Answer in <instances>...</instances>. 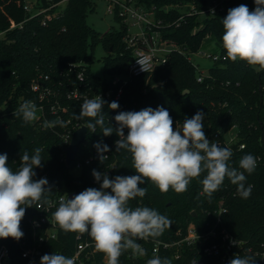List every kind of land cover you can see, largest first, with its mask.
Wrapping results in <instances>:
<instances>
[{
  "label": "trees",
  "instance_id": "1",
  "mask_svg": "<svg viewBox=\"0 0 264 264\" xmlns=\"http://www.w3.org/2000/svg\"><path fill=\"white\" fill-rule=\"evenodd\" d=\"M128 1L146 9H154L162 38L175 43L178 48L172 50L167 63L132 78L124 86L118 100H105V126L118 127L114 117L119 112L162 106L169 111L175 129L176 123L182 125L185 119L202 111L205 114L203 130L210 142L216 141L213 139L216 132H220L222 140L231 129L238 135V141L232 145L219 143L222 147L232 149L230 167L243 171L239 169V160L243 156L252 154L262 157L252 174L244 173L245 186L253 185L248 199L238 195L237 185H233L228 178L209 197L203 192L201 181L206 173H202L199 178L191 180L188 190L183 193L171 189L162 193L153 183L146 181L140 185L147 188L146 195L129 201V206L133 209L147 206L168 217L172 225L158 238L173 240L178 237V232L184 233L190 223L202 231L209 229L222 203L226 208L222 214L223 226L258 250L262 261L256 264H264V69L245 61L232 62L225 58L213 62L199 81L197 76L201 70L188 57L212 41L216 52L227 56L222 44V20L229 9L241 4L247 5L250 11L254 10V0H217L219 8L202 21L197 19L198 14H189V10L192 5L197 10L205 9L206 0ZM24 3V0H0V154H7L8 166L15 172L20 167L23 152L27 151L31 156L36 148L42 149L43 167L34 169V179L47 178L53 191L46 192L41 200L73 191L78 194L89 187L99 189L103 177L97 182L92 175L93 170L102 173L110 169L109 179L117 175H136L131 154L126 150L116 152L115 141L119 137L115 131L110 136H103L99 125L95 132L88 130L85 144L80 146L76 159H84L89 155H94V158L75 174L72 171L74 162L69 167L65 164L64 150L67 143L61 136L62 128L58 131L45 130L35 121L26 124L22 117L13 114L20 102L29 95V81L39 71L50 73L58 81L65 78L70 63L85 62L91 80L104 86L105 81L94 77L90 71L92 48L96 42L101 41L107 50L104 64L110 75L128 71L133 48L126 40L127 22L118 16V29L98 32L86 20L95 0H66L65 5L56 12L60 0H36L35 7H48L50 17L43 24L42 14L26 19L30 13L24 9ZM21 21L22 27L10 28L13 23ZM260 85L263 90L262 101ZM112 101L118 102V109L108 107ZM82 120L94 123L90 118ZM127 131L124 130L125 135ZM101 141L110 149L105 153L108 159L103 163L98 160L94 147L95 143ZM240 143H245V148L238 149ZM37 214L36 204L26 208L20 224L24 233L22 238L28 242L32 241L34 233L29 218ZM75 234L59 229L56 239L42 244V254L33 264H40L45 254H71ZM1 243H6L10 248L11 264H32L22 257L17 240L9 237L0 239ZM205 244L206 241L196 245L185 244L180 248L178 257L171 256L172 250L162 251L159 257L168 258L171 264H200L201 260L204 264H213V259L203 253ZM146 247L144 256L134 255L131 250L125 251L119 257V264H147L153 258V253L148 244ZM253 255L250 253L242 257ZM75 264H108V261L104 253L96 250L82 263Z\"/></svg>",
  "mask_w": 264,
  "mask_h": 264
},
{
  "label": "clouds",
  "instance_id": "2",
  "mask_svg": "<svg viewBox=\"0 0 264 264\" xmlns=\"http://www.w3.org/2000/svg\"><path fill=\"white\" fill-rule=\"evenodd\" d=\"M254 2L256 7L251 11L245 4L228 10L222 20V44L226 58L232 62L241 60L264 69V0ZM137 62L144 70V62ZM106 103L99 95L84 99L79 114H74L75 118H90L94 123L88 122L84 127L95 132L99 125L103 136H110L115 131L119 137L115 141L116 152L126 150L131 154L132 167L137 174L109 179L106 173L93 170L97 182L103 177L99 189L89 187L71 199L67 195L61 196L53 218L66 233H87L94 241L95 249L105 254L108 264H119V257L128 250L134 255H146V250L136 241L156 239L172 225L168 217L155 209L129 206V201L146 195L147 188L140 186L146 181L153 183L162 193L170 189L183 193L193 178L206 173L201 183L203 192L209 197L219 190L225 178L237 185L241 198L251 196L253 185L245 186L244 173L255 171L257 158L252 154L243 156L239 160V169L243 171L230 167L232 149L222 147L218 141H209L203 130L205 114L202 111H197L175 129L169 111L162 106L119 112L114 117L118 125L114 129L111 125L105 126L103 108ZM108 107L116 110L119 104L112 101ZM13 114L22 117L26 124L38 119L37 106L31 100L24 101ZM42 126L47 130L63 127L64 122L46 120ZM94 147L100 163L108 159L105 155L110 151L107 144L101 141ZM41 151L38 147L31 156L27 151L23 152L20 167L15 172L8 166L7 154H0V239L20 240L24 235L20 224L26 208L40 202L46 192L53 191L47 178L34 179V169L43 167ZM44 202L48 203L46 199ZM253 258L237 254L229 264H251ZM40 264H75V261L53 253L43 255ZM147 264H171V261L154 256Z\"/></svg>",
  "mask_w": 264,
  "mask_h": 264
},
{
  "label": "built area",
  "instance_id": "3",
  "mask_svg": "<svg viewBox=\"0 0 264 264\" xmlns=\"http://www.w3.org/2000/svg\"><path fill=\"white\" fill-rule=\"evenodd\" d=\"M63 1L64 0H60V3ZM106 2L108 13L117 14L127 22V24L129 20H133V24L138 25L140 29L138 33L132 35L128 25L126 40L128 45L133 48V57L127 71L130 75V79H122L118 74H114L110 79H103L105 81L104 86H100L99 84H95L88 76L87 63L72 62L63 80L57 81L50 73L39 71L29 81V95L24 101L31 100L35 102L38 116L35 122L43 128L42 125L46 120H62L64 122L63 127L56 126L51 129L58 131L62 128L61 136L67 145H69L74 131L82 125H86L82 119L75 118V115H78L80 112V105L84 99L95 98L99 95L104 100H118L123 93L124 86L132 78L149 73L154 70L157 65L167 63L172 50L175 47L178 48L175 43L162 38L159 30V21L156 20L154 9H146L128 0H106ZM32 7H34L33 4L24 3V9L30 13L26 19L42 14V23L46 24L47 19L50 17V14L47 12L48 7H36L33 12L31 10ZM217 8H219V3L217 0H213V4L208 11L214 12ZM203 10H197L195 6L192 5L189 14H199ZM182 17L183 16H180V18ZM22 24V21L13 23L10 28L22 27ZM0 35H2V33H0ZM198 52L209 57L213 62L226 58L225 55H221L216 51L208 53L200 50ZM191 54L192 53L188 56L189 59ZM137 61L144 62L143 67L145 71L142 70ZM196 65L199 68V65ZM204 73L205 71L201 70V73L197 76L199 81L203 79ZM24 101H21L20 105ZM178 125L179 124L176 123L174 127L176 128ZM233 130L234 129L229 130L223 140L220 137V132H216L213 135V139L218 141V143L224 142L226 145H232L238 141V135ZM87 134L88 129L86 136ZM85 141L86 137L81 145L85 144ZM243 148H245V143H240L238 149ZM77 155L71 164L74 162L73 168H79L80 170L85 163H89L94 158V155H89L84 159H76ZM256 158L258 164L262 157L257 156ZM102 173L109 175L110 169ZM68 194L69 193H64L56 197H48L46 199L48 203L41 200L36 204L38 214L29 218V222L34 230L32 241L28 242L24 238L17 241L22 257L26 258L32 264L35 263L36 258L42 254V244L58 237L60 227L54 220L53 213L59 206V198ZM220 204L215 221L207 230H199L194 223H190L186 231L184 233L178 232V237L173 240L149 238L148 240L138 239L136 242L141 244L145 250L148 244L153 253V258L154 256H159L162 251L169 250H172V257H178L180 255V248L183 245H196L201 241H206L203 247V253L206 257L213 259V264L229 263L237 254L242 256L253 253V256H260L258 250L247 245L244 239L235 236L223 226L222 214L226 212V208L222 206V203ZM74 241V250L66 257L74 258L75 263H82L85 258L96 251L94 241L87 233H76ZM233 241L238 243L234 244L232 243ZM105 259L107 260L106 256ZM0 264H11L10 248L6 243L0 244ZM200 264H204V261L201 260Z\"/></svg>",
  "mask_w": 264,
  "mask_h": 264
},
{
  "label": "rangeland",
  "instance_id": "4",
  "mask_svg": "<svg viewBox=\"0 0 264 264\" xmlns=\"http://www.w3.org/2000/svg\"><path fill=\"white\" fill-rule=\"evenodd\" d=\"M25 3H30L33 4L34 7L31 8L32 12L35 11V1L36 0H24ZM66 3V0L61 2L59 6L55 8V12L58 10V8L61 6H64ZM213 4V0H206V8L205 10L201 11L197 19L199 21L204 20L206 17H208L211 13L208 11L209 8H211ZM118 15L115 13H108L107 11V2L106 0H95V3L93 5V10L90 11L87 15V22L88 24L94 28L98 32H106L109 30H114L118 29L120 27V23L118 20ZM128 25L130 28V32L132 35H135L136 33L139 32V26L133 24V20L128 21ZM93 59L90 62V71L91 74L94 77L101 78V79H110L112 75L108 73L105 69V64H104V56L107 54V50L104 46V44L99 41L96 42L93 46ZM208 53H212L216 51L215 44L214 42H210L208 45L204 47L203 50ZM190 59L192 60L193 63L198 64L199 68L202 71H207L208 68L213 64V60L210 59L209 57L204 56L201 52H194L190 55ZM122 79H130V75L128 72H122L118 74ZM182 125H178L177 127H180ZM72 171L75 174H78L80 172L79 168H72Z\"/></svg>",
  "mask_w": 264,
  "mask_h": 264
},
{
  "label": "water",
  "instance_id": "5",
  "mask_svg": "<svg viewBox=\"0 0 264 264\" xmlns=\"http://www.w3.org/2000/svg\"><path fill=\"white\" fill-rule=\"evenodd\" d=\"M260 96H261V101L263 100V90L262 86L260 85ZM85 125H82L79 127L77 130L74 131L72 135V139L65 147V164L67 167L71 165V162L75 159L78 150L80 148V145L82 142L85 140L86 133H87V128L84 127ZM263 139H264V133H263ZM76 195V192H70L67 197L71 199ZM253 260L251 261V264H256L262 261V258L260 256H253ZM222 264H229V263H222Z\"/></svg>",
  "mask_w": 264,
  "mask_h": 264
}]
</instances>
